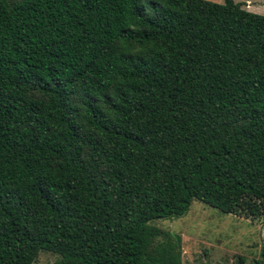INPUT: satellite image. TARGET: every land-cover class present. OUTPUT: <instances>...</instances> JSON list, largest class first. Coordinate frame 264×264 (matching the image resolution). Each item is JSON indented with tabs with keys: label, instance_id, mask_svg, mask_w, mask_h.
Wrapping results in <instances>:
<instances>
[{
	"label": "trees",
	"instance_id": "1",
	"mask_svg": "<svg viewBox=\"0 0 264 264\" xmlns=\"http://www.w3.org/2000/svg\"><path fill=\"white\" fill-rule=\"evenodd\" d=\"M193 200L264 224V16L0 0V264H182Z\"/></svg>",
	"mask_w": 264,
	"mask_h": 264
},
{
	"label": "rangeland",
	"instance_id": "2",
	"mask_svg": "<svg viewBox=\"0 0 264 264\" xmlns=\"http://www.w3.org/2000/svg\"><path fill=\"white\" fill-rule=\"evenodd\" d=\"M233 1L264 16V0ZM153 224L180 236L182 264H250L264 252L262 222L224 214L198 200L192 201L184 215L158 219ZM57 258L41 251L35 264H55Z\"/></svg>",
	"mask_w": 264,
	"mask_h": 264
}]
</instances>
